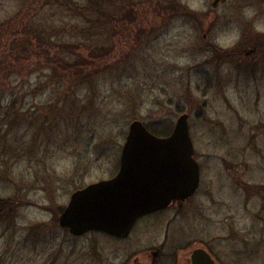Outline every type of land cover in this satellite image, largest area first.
<instances>
[{"label": "rangeland", "instance_id": "374dc122", "mask_svg": "<svg viewBox=\"0 0 264 264\" xmlns=\"http://www.w3.org/2000/svg\"><path fill=\"white\" fill-rule=\"evenodd\" d=\"M105 1L106 26L88 0H0V264H152L157 247L156 264L187 247L264 264V81L230 78L243 34L264 32V0ZM99 50L82 76L51 64ZM182 114L201 168L191 199L125 239L59 225L75 190L117 173L133 121L168 136Z\"/></svg>", "mask_w": 264, "mask_h": 264}, {"label": "water", "instance_id": "95a60500", "mask_svg": "<svg viewBox=\"0 0 264 264\" xmlns=\"http://www.w3.org/2000/svg\"><path fill=\"white\" fill-rule=\"evenodd\" d=\"M225 1L213 0L212 6ZM188 117L180 115L166 137L156 136L142 122L133 121L116 175L75 192L59 217L60 226L73 234L98 231L124 238L139 216L193 195L198 168ZM189 258L190 264H217L202 247L193 248Z\"/></svg>", "mask_w": 264, "mask_h": 264}, {"label": "flooded vegetation", "instance_id": "af4514ba", "mask_svg": "<svg viewBox=\"0 0 264 264\" xmlns=\"http://www.w3.org/2000/svg\"><path fill=\"white\" fill-rule=\"evenodd\" d=\"M248 4L250 5V3H247L246 5H248ZM247 10H249V9H247ZM243 35H244V39H243V42L241 43V48L238 51V56H237L238 68L234 67V69H237V71L234 70L235 75L232 77V74H230V78H231V81L232 80L238 81L239 79L242 81L243 78L246 79V80H244V79L243 80L246 82L245 87L248 88L249 85H255V86L260 85V83L262 81H264V32H259V31L251 32V33L246 32ZM231 62L232 61H230L229 63H231ZM235 63L236 62H232V64H234V65H235ZM236 78H237V80H236ZM247 90L248 89H246V91ZM261 99H262L261 93L259 92V95H256L254 97L255 104L257 105ZM193 158H194V156H193ZM194 160H195V158H194ZM196 163H197V168H198V185H197V188L195 189L193 195H191L190 197L187 198L188 200L191 199L195 195V193L198 191L199 186H200V169L201 168H200L197 161H196ZM113 177H111V178H113ZM111 178H109V179H111ZM106 180H108V179H106ZM100 181H97V182H100ZM97 182H95V183H97ZM87 186H85V187H87ZM85 187L75 190L71 194V196L75 192L82 190ZM71 196H70L69 202L71 200ZM187 199H185V200H187ZM69 202H68V204H69ZM68 204H67V206H68ZM177 204H180V201H174V202L170 203L166 208L176 207ZM67 206H65V208ZM65 208H63V210L61 211V214L65 210ZM166 208H164V209H166ZM162 210L163 209H160V210L139 216L134 221L129 234L126 237H124V238H119V237H114V236H112V237L117 238V239H125V238L129 237V235L131 234V232H132V230L136 224H138L140 221H144V220L148 219L149 216H153V215L158 214ZM68 222H69V220H68ZM58 223H59V219H58ZM64 229H66V231L68 233H70L72 236L84 234V233H79V232L73 234L69 231L68 228L64 227ZM192 249H189L187 247L185 249L182 248V249H179L178 251H176L175 256H174L175 260H176L175 264H190L189 253L191 252ZM161 250H162V247H157V249H156V251H158L157 254H155V252L152 251V252H150V254L146 255V258L151 256L152 264H156L159 257L161 256V252H162ZM208 253L211 255L210 252H208ZM139 259H141V258H139ZM138 264H142V263L138 262Z\"/></svg>", "mask_w": 264, "mask_h": 264}, {"label": "trees", "instance_id": "16d2710c", "mask_svg": "<svg viewBox=\"0 0 264 264\" xmlns=\"http://www.w3.org/2000/svg\"><path fill=\"white\" fill-rule=\"evenodd\" d=\"M89 1V3L91 4V5H88L87 7H86V11L87 12H93L94 13V15H92V17L94 18V20H95V23H97L98 24V22L100 21L103 25H105L106 26V24H108V23H110V22H112V21H114V19H115V17H116V7H114L113 5H110V3H108V2H106L105 0H88ZM88 3V4H89ZM90 14V13H89ZM91 15V14H90ZM126 19L125 20H127V21H131V20H135V18H134V16H133V14H132V12L130 11V12H128V13H126ZM109 21V22H108ZM99 22V23H100ZM93 26V25H92ZM31 40H33V38L31 37ZM33 45V44H32ZM32 45L30 46V47H32ZM40 45H43L44 47L46 46V44L45 43H43V42H40V44L38 45V43H37V45L36 44H34V48H31V50L32 49H34V52H36V50H37V48H38V46H40ZM21 49L24 51V52H26V50H27V47L25 46V48L23 49V47H21ZM39 49H41V48H39ZM43 50V49H42ZM100 51V50H99ZM40 52H42V51H40ZM101 52V51H100ZM43 53V52H42ZM72 53H74V54H67V55H71L72 57H74V56H76L75 55V52L73 51ZM102 53V52H101ZM45 55H46V57H47V60H49V62H50V58H48L49 56V53H47V52H45ZM56 55H58V56H55V54H53V60H52V62H51V64L52 65H61L62 64V67L63 68H67V69H71L72 68V73L74 74H76L77 76H82V75H84V73H85V71L86 70H88V69H90L91 67H92V65H93V63H95V62H93L92 63V61H94L96 58H98V57H100V58H102L103 56H105V54H101V55H98V54H96V53H94V54H91L88 58H87V60H85V58L82 56H80V60H78L79 62L78 63H76V64H74V65H70V64H65L64 62H65V60H64V57H66V54L65 53H63L62 51L61 52H59L58 54H56ZM65 70V69H64ZM91 74H89L88 76H90ZM152 134H154V135H156V136H159V137H165V136H167V132H159V131H156V130H154V129H152V128H149V127H146ZM6 203V202H5ZM7 205H6V208H8V204H9V202H7L6 203ZM0 205H1V207L3 206V204H2V202H0ZM10 208V207H9ZM9 211V210H8ZM0 215L2 216L1 218L2 219H6V220H8V217H7V214L5 215V214H2V212H0Z\"/></svg>", "mask_w": 264, "mask_h": 264}]
</instances>
